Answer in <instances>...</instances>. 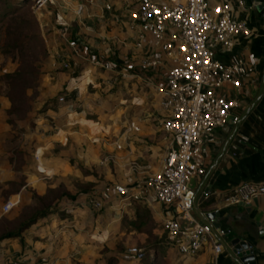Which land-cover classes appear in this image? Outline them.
<instances>
[{
    "label": "crops",
    "instance_id": "0c3cea01",
    "mask_svg": "<svg viewBox=\"0 0 264 264\" xmlns=\"http://www.w3.org/2000/svg\"><path fill=\"white\" fill-rule=\"evenodd\" d=\"M223 2L229 4L233 18L246 23L250 35L233 36L231 47L218 49L216 59L226 64L240 58L251 72L233 84H223L218 90L235 104L225 124L215 128L204 141L205 171L191 180L194 198L190 210L192 219L209 225L211 238L221 249L215 256L211 244L207 243L195 255L183 256L167 246L163 264H212L213 259L217 264H246L233 251L231 240L234 238L251 245L254 259L247 264H264V195L245 203L223 201L242 182L264 181V3L208 0L209 5ZM104 3L110 4V10L102 9ZM54 4L70 21L71 32L84 47L86 56L75 67L61 68L67 79L58 86L57 94L78 99L80 106L70 107L71 112H65L59 104L55 110L48 109L57 117L58 131L44 140L39 128L44 126L41 122L33 131L29 128L37 135L18 142V150L33 145V150L43 152L42 164L37 168L44 175L30 178L29 183H36L39 177L48 178L49 172L55 171L56 177L50 175L54 182L64 183L66 174L71 173L74 181L86 188L74 191L70 195L73 199L60 198L56 211L26 229L21 242L15 239L0 242V264H36L40 257L47 258L50 264H105L108 256L114 258V263L117 260V264L121 260L135 264L120 255L118 249L124 251L132 245L141 249L149 238L148 233L140 229L144 224L135 230L121 216L131 220L136 212L146 225L161 224L164 208L146 197L135 201L132 208L118 211L110 207V203H116L114 197L95 211L85 203L84 194L91 189L99 190L105 184L130 186L160 166L167 138H163L159 129L165 113L154 85L161 82L171 63L151 45L148 35L136 45L137 33L129 26L125 0H54ZM50 8L47 6L44 13L40 10L38 15L42 13V17L38 18L44 21L50 17L51 24L47 23L49 19L44 24L54 29ZM53 45L56 47H52V53L69 51L59 41ZM139 56H155L161 60L156 74L143 72L134 78L119 79L112 86L106 84V79L112 76L108 70L111 66H122L123 59L136 60ZM7 107L8 102L0 96V119ZM89 114L96 119L106 116L107 123L93 122ZM231 116L237 121L232 122ZM93 123L98 126L93 127ZM1 127L4 132L8 130L4 125ZM94 130L98 131L97 135ZM116 144L120 145L119 149L115 148ZM104 155L111 159L99 165ZM66 185L70 190L71 185ZM21 190L11 195L17 196ZM181 224L185 222L181 220Z\"/></svg>",
    "mask_w": 264,
    "mask_h": 264
},
{
    "label": "built area",
    "instance_id": "2783aa9c",
    "mask_svg": "<svg viewBox=\"0 0 264 264\" xmlns=\"http://www.w3.org/2000/svg\"><path fill=\"white\" fill-rule=\"evenodd\" d=\"M47 6L51 7L49 12L53 15L52 25L58 41L69 49L68 53L53 55L59 59L61 68L75 67L86 57L84 47L73 36L70 21L59 6L54 0H33L29 8L31 13H38ZM102 9L110 10V4L104 3ZM124 12L129 26L136 29V45L148 35L151 45L171 63L161 82L154 85L165 113L159 129L167 144L156 170L147 172L142 180L130 186L105 184L99 190L91 189L84 194L85 203L98 211L115 197L116 203H110V207L122 211L132 202L151 197L164 208L160 231L166 246L183 256H193L210 243L216 256L221 247L212 240L209 225L190 217L194 198L191 180L205 171V139L225 124L235 104L221 96L219 88L251 72L240 58L226 64L219 62L216 51L230 48L233 36L248 37L250 30L244 21L233 18L226 2L209 5L208 0H125ZM122 62V66L108 69L112 76L106 79L107 85L143 72L154 75L161 60L155 56H139ZM56 102L64 107V95H57ZM70 107L73 106L66 105L65 112H71ZM231 119L237 121L235 116ZM114 146L120 148V145ZM109 159L104 155L98 164L104 165ZM259 195H264V181L242 182L223 201L245 203ZM17 203L18 197L9 195L1 205V212L10 211ZM125 252L136 260L144 256L136 247H128ZM36 264L50 263L40 257ZM212 264H217L215 259Z\"/></svg>",
    "mask_w": 264,
    "mask_h": 264
},
{
    "label": "rangeland",
    "instance_id": "374dc122",
    "mask_svg": "<svg viewBox=\"0 0 264 264\" xmlns=\"http://www.w3.org/2000/svg\"><path fill=\"white\" fill-rule=\"evenodd\" d=\"M5 1L9 0H0V13L4 9L10 10V5H4ZM28 2L31 1L28 0ZM41 11L44 13V9ZM42 13L41 15H38L40 13H31L24 6L18 7L5 16L1 17L0 15V75L13 70L19 73L12 79L0 78V96L2 98L10 96L16 108L9 115H6L4 110V115L0 119V125L8 128L5 132L2 131V127L0 129V233L14 228L18 222L36 212L42 204L45 205L50 201V198L57 194L72 195L74 191L86 188L74 181L75 177L71 173L66 174L67 181L64 183L54 182V178L52 179L51 176H57L55 171L51 172L52 174L49 172V176H51L48 178H40L44 174L38 172L37 167L42 164L43 152L40 154L33 150V145L29 149L18 150V142L28 141L31 136L37 135V133H31L29 128L33 131L34 126L41 125V122L44 126H39V128L42 129L44 140L50 139V135L58 131L55 121L57 117L48 112V109L44 110L43 106L47 98L56 100L55 96L59 92L57 88L59 85H63L67 76L61 70L59 59L52 53V47H56L53 44L58 43V40H56L54 29L50 25L46 27L44 24L47 19H49L47 23L51 24L50 17L41 21ZM38 16L41 17L38 18ZM55 104V107L48 108L57 109V102ZM70 104L78 108L80 101L65 98L64 107ZM59 107L62 106L59 105ZM91 115L89 114L88 117L90 120L92 118L93 122L107 123L106 116L96 119L95 115ZM7 119L13 121L11 125L7 123ZM95 125L92 124L93 127ZM94 133L97 135L98 131L94 130ZM10 170L13 171L12 174H10ZM38 176L40 177L36 183H29L30 178L33 180ZM70 180H73L71 184ZM27 181L28 184L25 185ZM66 184L71 185L70 190ZM22 186H24L23 190H21ZM20 190L21 193L17 194V205L10 211L2 213V203L11 193L20 192ZM45 191L48 197H44ZM143 224L140 229L142 232L148 233L149 238L145 239L141 249L134 245L128 247L142 250L144 257L141 260H136L132 256H128L125 252L128 247L124 251H122L123 248H119L118 251H121L120 255L135 262L163 264V258L168 248L164 244L162 236L159 235L160 224L152 222L146 225L145 221ZM105 252L106 255L107 250ZM125 263L123 260L119 261V264ZM113 264H117V260Z\"/></svg>",
    "mask_w": 264,
    "mask_h": 264
},
{
    "label": "trees",
    "instance_id": "16d2710c",
    "mask_svg": "<svg viewBox=\"0 0 264 264\" xmlns=\"http://www.w3.org/2000/svg\"><path fill=\"white\" fill-rule=\"evenodd\" d=\"M14 2V3H11V2ZM31 2L33 0H30ZM9 2V3H8ZM31 2H28V0H9V1H5V4L4 5H10V10H2L0 15L1 17L2 16H5L7 14H9L11 11H15L18 7H27L28 11L30 12V9H29V5L31 4ZM30 3V4H28ZM19 73L15 70L11 71V72H7V73H3L2 75H0V78L3 77L4 79H12L14 78L15 76H17ZM64 97L66 99H68L70 96H65ZM6 101L8 102V107L5 109V114L6 115H9L11 113H13V111L16 109L15 108V105H13V100L12 98L9 96H6ZM71 98V97H70ZM56 100L54 98H47L44 102V106H43V109L44 110H47L51 107H55V102ZM49 107V108H48ZM12 120H8L7 119V123L8 124H12ZM45 193V194H44ZM43 194H44V197H48L46 194L47 192L45 191ZM42 194V195H43ZM35 196H38V195H35ZM40 198V197H38ZM60 198H63V199H73L74 196H70V195H66V194H63L62 196L60 194H57L56 196H54L53 198H50V201L48 203H46L45 205H41V208H38V210H36V212H34L33 214H31L30 216L28 217H25L24 219H22L20 222H18L16 224V226L12 229H7V230H4L0 233V242H3V241H6V240H11V239H15V240H19L20 242L22 241V238H21V235L22 233L28 229L32 224H34L37 220L41 219L42 217L46 216L47 214L49 213H52L55 210V207H56V204L59 202ZM49 199V198H48ZM31 201V199H30ZM134 202H132L129 206L125 207L124 209H127L129 207L132 208V204ZM134 209V208H133ZM125 212V211H124ZM121 218L123 219V221H127V224L131 225L133 227V229L135 230H138L140 228V226L144 223L142 221L141 218H139V216L136 214V212H133V215L131 218V220H128L125 216H121ZM144 257V256H143ZM142 258L138 259V260H141ZM114 263V258L111 257V256H108L107 258H105V264H113ZM135 264H143V263H140V262H136ZM144 264H150V263H144Z\"/></svg>",
    "mask_w": 264,
    "mask_h": 264
},
{
    "label": "water",
    "instance_id": "95a60500",
    "mask_svg": "<svg viewBox=\"0 0 264 264\" xmlns=\"http://www.w3.org/2000/svg\"><path fill=\"white\" fill-rule=\"evenodd\" d=\"M256 1L264 3V0H256ZM231 244L233 245V251L236 253V256L239 259V261L247 264V262L249 263L254 259L250 244L243 242L239 238H234L233 240H231Z\"/></svg>",
    "mask_w": 264,
    "mask_h": 264
},
{
    "label": "snow or ice",
    "instance_id": "6c2138e0",
    "mask_svg": "<svg viewBox=\"0 0 264 264\" xmlns=\"http://www.w3.org/2000/svg\"><path fill=\"white\" fill-rule=\"evenodd\" d=\"M189 59H191V57H189Z\"/></svg>",
    "mask_w": 264,
    "mask_h": 264
}]
</instances>
